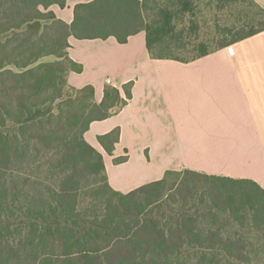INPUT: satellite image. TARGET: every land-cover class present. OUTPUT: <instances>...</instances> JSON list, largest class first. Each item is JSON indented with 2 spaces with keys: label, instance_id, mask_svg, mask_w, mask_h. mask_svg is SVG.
I'll return each instance as SVG.
<instances>
[{
  "label": "trees",
  "instance_id": "16d2710c",
  "mask_svg": "<svg viewBox=\"0 0 264 264\" xmlns=\"http://www.w3.org/2000/svg\"><path fill=\"white\" fill-rule=\"evenodd\" d=\"M195 1L92 0L76 5L67 25L47 11L53 4L63 8L65 0H0V264H264L262 188L251 180L183 170L125 194L114 191L102 156L83 135L90 123L125 106L129 86L126 99L105 87L100 103L91 86H67V74L82 71L68 58L70 36L114 37L123 44L144 31L152 59L187 63L264 31V9L240 0L257 11L242 21V33L212 51L201 43L198 54L183 59L177 54L190 41L177 26L193 13ZM41 29L50 30L47 41ZM117 138L118 131L99 138L109 141V155ZM30 157H49L56 184L39 207L26 173ZM13 163L22 171L20 183L13 180ZM101 172L105 190L97 183ZM170 176L176 177L172 183ZM229 222L260 238L224 236L221 228Z\"/></svg>",
  "mask_w": 264,
  "mask_h": 264
},
{
  "label": "crops",
  "instance_id": "0c3cea01",
  "mask_svg": "<svg viewBox=\"0 0 264 264\" xmlns=\"http://www.w3.org/2000/svg\"><path fill=\"white\" fill-rule=\"evenodd\" d=\"M90 1L65 0L50 10L70 25L75 6ZM253 1L264 9V0ZM67 41L68 58L82 66L67 74L69 88L91 86L100 103L105 87L126 99L129 86L125 106L83 135L102 156L111 189L125 194L190 170L251 180L264 190V31L187 63L152 59L144 31L123 44L114 37ZM113 131L109 155V141L99 138ZM121 157L125 162L116 163Z\"/></svg>",
  "mask_w": 264,
  "mask_h": 264
},
{
  "label": "rangeland",
  "instance_id": "374dc122",
  "mask_svg": "<svg viewBox=\"0 0 264 264\" xmlns=\"http://www.w3.org/2000/svg\"><path fill=\"white\" fill-rule=\"evenodd\" d=\"M56 5V4H53ZM51 5V6H53ZM47 11H51L50 7ZM43 13L46 11L40 8ZM12 12L6 14V20L11 17ZM257 11L249 3L240 1L237 4L232 5H222L216 1L210 0H196L193 13L187 14L184 18V22H179L177 28H185V41L187 36H189L190 45L182 52L177 55L183 59H189L198 54L196 49L197 45L204 44L208 50L212 51L216 49L220 42H225L232 39L238 33H242L243 29L241 26L242 21H244L246 16L252 17ZM194 23L193 31L190 28L187 29L189 23L188 21ZM6 23V21H2ZM43 35V41H47L50 35L49 29H41L39 32ZM49 60V59H46ZM44 61V60H43ZM114 109L110 110L113 111ZM125 162V161H124ZM30 169L26 171L28 175L31 176V183L29 184L30 193L33 195L34 205L39 207L40 204L45 200V193L48 191L49 187L51 189L56 187L55 179L51 174L49 167V157L46 159L42 158H29ZM13 170V180L17 183L21 182L22 171L19 170L18 163L12 164ZM103 177V172H101L97 178V183L99 187H103L101 182ZM176 179L175 176H170L168 183H172ZM36 185V186H35ZM48 188V189H47ZM102 190H105L103 187ZM80 201H86V198L80 197ZM224 222V221H222ZM232 222L226 223L221 231L224 236L247 238L250 241L255 242L256 238L259 237L258 234L251 232V234H246L247 230L236 227ZM254 233V234H252ZM260 238V237H259Z\"/></svg>",
  "mask_w": 264,
  "mask_h": 264
},
{
  "label": "built area",
  "instance_id": "2783aa9c",
  "mask_svg": "<svg viewBox=\"0 0 264 264\" xmlns=\"http://www.w3.org/2000/svg\"><path fill=\"white\" fill-rule=\"evenodd\" d=\"M106 82H107V84L109 83V81H108V80H107Z\"/></svg>",
  "mask_w": 264,
  "mask_h": 264
}]
</instances>
